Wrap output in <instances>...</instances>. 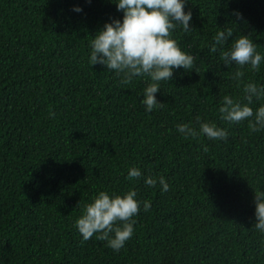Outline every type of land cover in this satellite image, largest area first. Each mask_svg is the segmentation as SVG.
<instances>
[{
    "label": "trees",
    "instance_id": "1",
    "mask_svg": "<svg viewBox=\"0 0 264 264\" xmlns=\"http://www.w3.org/2000/svg\"><path fill=\"white\" fill-rule=\"evenodd\" d=\"M188 10L191 30L172 35L195 56L193 68L174 69L155 94L162 105L147 112V77L123 84L89 62L92 36L123 17L115 3L0 0V264H264V233L254 226L264 130L221 121L218 111L223 96L242 99L249 80L264 84V64L245 66L238 82V66L220 59L232 41L209 51L225 28L264 53V0H187ZM198 116L228 138L184 139L176 125L198 127ZM131 166L163 175L169 190L127 179ZM129 189L151 208L141 205L124 247L83 240L74 224L83 205Z\"/></svg>",
    "mask_w": 264,
    "mask_h": 264
},
{
    "label": "clouds",
    "instance_id": "2",
    "mask_svg": "<svg viewBox=\"0 0 264 264\" xmlns=\"http://www.w3.org/2000/svg\"><path fill=\"white\" fill-rule=\"evenodd\" d=\"M117 10L123 12L122 19L113 18L105 22L89 41V62L91 65L102 64L120 77V82L129 84L136 77H147L140 101L147 112L160 107L156 93L161 82H169L174 69H192L195 56L182 50L179 42L173 38V32L182 26L185 33L191 30V10L185 11L187 0H110ZM73 11L79 13L83 9L74 6ZM238 18L242 13L234 10ZM231 38V39H230ZM231 40L227 50L221 52L220 59L225 65L233 62L237 70L232 79L238 82L244 77V68L259 72L264 64V53L257 50L256 43L249 35L240 34L233 37L231 29L216 32L209 51L215 53ZM243 98L225 95L218 109L220 120L228 123H240L247 120L252 132L264 130V103L253 108L256 101H264V84L249 80L243 84ZM55 118V113H49ZM196 127L191 121L176 125L177 131L184 139L206 137L209 140H226L228 130L215 121L196 118ZM207 151V148H205ZM143 176L144 183L153 187L159 183L162 192L169 190V183L163 175L144 176L141 169L131 166L127 171V179H139ZM255 228L264 233V188L254 189ZM141 205L149 211L151 201L138 199L134 189L122 193L100 191L91 202L83 205L82 214L74 224L82 239L87 241L93 236L97 240L106 241L107 246L116 252L134 234L136 217Z\"/></svg>",
    "mask_w": 264,
    "mask_h": 264
}]
</instances>
